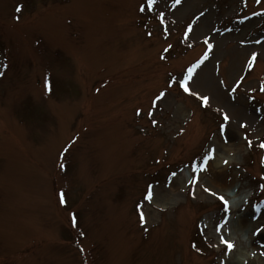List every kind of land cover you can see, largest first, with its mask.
Wrapping results in <instances>:
<instances>
[{
  "label": "rangeland",
  "instance_id": "rangeland-1",
  "mask_svg": "<svg viewBox=\"0 0 264 264\" xmlns=\"http://www.w3.org/2000/svg\"><path fill=\"white\" fill-rule=\"evenodd\" d=\"M148 5L0 0V264H264V0Z\"/></svg>",
  "mask_w": 264,
  "mask_h": 264
},
{
  "label": "snow or ice",
  "instance_id": "snow-or-ice-1",
  "mask_svg": "<svg viewBox=\"0 0 264 264\" xmlns=\"http://www.w3.org/2000/svg\"><path fill=\"white\" fill-rule=\"evenodd\" d=\"M156 3V0H149V6L151 7L152 5H154ZM179 3H181V0H176V4H179ZM19 10V9H18ZM141 11H144V8L142 7L141 9H140ZM197 20L199 19V17H197L196 18ZM195 24V21H193V25ZM193 25H189L188 26V29H187V31H188V33H191L192 32V30H193ZM205 43H207V40H205ZM213 46L212 45H208V48H209V51L211 50V48H212ZM257 55L258 54H253V56H252V61H255L256 60V58H257ZM208 58V56H207V54H205V56L194 66V68H198L199 66H200V64H202L203 63V61L204 60H206ZM194 68H189L188 69V78L190 79L191 78V76H192V74H193V72H194ZM186 84H187V81H185L184 83H182L181 84V87H183V89H184V91L185 92H189L190 91V89L186 86ZM262 90H264V89H262ZM164 94H162L161 95V98H162V96H163ZM195 95H197V96H199V94L198 93H196ZM201 100H202V102L204 103V105L205 106H207V103H208V100H209V97H199ZM224 119H225V121H227V120H229L230 118L228 117V115L227 114H225L224 115ZM244 127H246L247 125H243ZM223 127L224 126H222V129H223ZM250 144H251V142H249ZM262 148H264V144H261L260 145ZM206 191H211L210 189H206ZM213 194H215V193H213ZM61 197H63V194H61ZM147 199H151V191H149V194H148V196L146 197ZM220 199H221V201L224 203V205L227 207V205H228V201L227 200H225L224 199V197H220ZM141 220L142 221H144L145 220V217H144V215L143 214H141ZM224 243H226L227 244V246H228V248L229 249H232L233 247H234V245L232 244V243H230V242H228V241H224Z\"/></svg>",
  "mask_w": 264,
  "mask_h": 264
},
{
  "label": "bare ground",
  "instance_id": "bare-ground-1",
  "mask_svg": "<svg viewBox=\"0 0 264 264\" xmlns=\"http://www.w3.org/2000/svg\"><path fill=\"white\" fill-rule=\"evenodd\" d=\"M221 152H222V154H221V158H222V160H220L219 162L221 163V165L223 164V162H224V159H226V158H232V155L227 151V150H224V149H221ZM218 166H219V163H218ZM215 187L216 188H219L220 187V185L218 184V183H215ZM246 217H243V220L244 221H241V224H240V226L241 227H245L246 226ZM241 229V228H240ZM235 264V263H234ZM237 264V263H236ZM239 264V263H238ZM241 264V263H240ZM246 264H252V261H248V263H246ZM257 264V263H256Z\"/></svg>",
  "mask_w": 264,
  "mask_h": 264
}]
</instances>
